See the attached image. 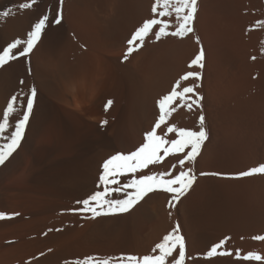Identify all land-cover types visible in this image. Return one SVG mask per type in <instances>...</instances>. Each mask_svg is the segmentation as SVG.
I'll use <instances>...</instances> for the list:
<instances>
[{"label": "bare ground", "instance_id": "1", "mask_svg": "<svg viewBox=\"0 0 264 264\" xmlns=\"http://www.w3.org/2000/svg\"><path fill=\"white\" fill-rule=\"evenodd\" d=\"M208 1V8L201 7L216 8V15L233 7L238 14L239 72L230 81L222 75L226 54L221 55V29L196 28L205 15L203 8L193 33L160 41L150 36L123 59L132 33L152 18L154 0H64L61 24L50 25L28 58L0 67V117L13 94L27 93L33 85L38 90L20 147L0 164V211L19 213L0 220V264L142 256L177 223L192 257L187 264H264L242 259L250 251L264 256V241L253 239L264 235V174L235 178L264 164V25L257 23L264 21V0L202 4ZM22 2L0 0V13H14L0 18V48L24 38L43 14L51 18L60 9L59 0H37L30 10H20ZM201 46L203 68H189ZM187 71L202 73L199 81L190 78L181 84L200 85L196 92L203 96L209 133L195 164L186 165L194 167L197 176L192 189L174 207H169L172 194L157 190L127 213L93 219L90 212H80L83 206L77 201L102 190L98 184L103 162L144 142L159 116L157 101ZM109 99L113 104L105 111ZM179 103L172 105L177 110L166 125L198 130L201 109L194 105L189 111ZM103 120L108 123L101 127ZM166 125L158 134L166 132ZM175 163L176 158L166 157L136 175L175 174ZM114 198H123V193ZM225 237L230 239L224 247L233 255L205 258Z\"/></svg>", "mask_w": 264, "mask_h": 264}, {"label": "snow or ice", "instance_id": "2", "mask_svg": "<svg viewBox=\"0 0 264 264\" xmlns=\"http://www.w3.org/2000/svg\"><path fill=\"white\" fill-rule=\"evenodd\" d=\"M63 2L64 0H59L60 9L51 18L48 14L39 17L31 25L24 38H16L0 48V67L9 64L10 61L30 56L38 43L42 41L50 25L53 23L61 24ZM36 4L37 0H25L19 4V9L30 10ZM151 12L152 18L144 20L128 39L124 60L140 50L150 36H154L156 41H160L169 36L184 38L189 33H193V23L198 12V0H154ZM12 14H14L13 10L9 9L0 13V18H7ZM173 16L175 22L172 20ZM257 23L264 25V21H257ZM196 42L200 43L198 36ZM203 59L204 50L201 46L199 53L191 60L188 67L196 66L202 69L204 66ZM201 75L202 73L199 71H187L181 75L172 86L171 91L157 101L159 116L152 129L144 134V142L135 151L127 154L117 152L103 162L98 184V187L103 186L102 190L94 191L87 198L77 201L83 206L79 209L80 212H90L93 219L101 215L127 213L145 196L157 190L171 193L172 199L169 201V207H174V202H179L181 197L192 189L197 176L194 167H186V165L195 164L209 133L200 103L203 96L196 92V88L200 85L182 86L181 82L188 81L190 78L199 81ZM23 83L24 81L21 80V84ZM37 95L38 90L33 85L27 93L23 91L15 93L8 100L2 117H0V138L5 141L0 145V164H4L5 160L20 147L25 128L34 110ZM177 100L180 102L178 107L183 106L191 111L195 105L201 109L198 118V130L177 127L175 124L166 125L172 113L177 110L172 107ZM112 104L113 101L109 99L104 105V110L107 111ZM13 117H16L14 124L11 122ZM107 123V120H103L101 127ZM162 125H166V132L160 135L157 130ZM168 134H173L174 138L169 137ZM166 157L176 158V163L172 165V169L176 170L175 174L172 170H168L136 175L137 172L149 169L150 166L160 165ZM256 174H264V164L240 172L236 174L235 178ZM200 175H209V173L201 172ZM212 175L218 174L212 173ZM126 176L129 179L122 182L121 178ZM120 193H123V198H114V194ZM18 215L19 213L8 214L5 211H0V220L10 219L12 216ZM229 239L230 237H225L213 244L204 253V257L233 255L231 250L224 247ZM253 239L264 241V235H256ZM235 255L237 259H241L240 250H236ZM191 259L192 257L187 254L186 238L181 233V226L177 223L155 244L149 254L142 256L129 254L103 258L87 256L73 261L72 264H187ZM242 259L244 261L264 262V256L254 251L243 255Z\"/></svg>", "mask_w": 264, "mask_h": 264}, {"label": "rangeland", "instance_id": "3", "mask_svg": "<svg viewBox=\"0 0 264 264\" xmlns=\"http://www.w3.org/2000/svg\"><path fill=\"white\" fill-rule=\"evenodd\" d=\"M202 1L203 0H201V4H202ZM204 1L207 2V0H204ZM198 2H199V0H198ZM201 4L199 3V5H198L199 7H198V13L196 15L197 16L196 18L198 19L199 18L198 16L202 17V14H203L201 12L202 10H205L206 12H205V15L203 14L204 17H202L203 19H201V21H200V18H199L198 21L200 23L197 22L198 25L196 26V28H197V30L199 28H200V30H203V29H201V25L203 26V28H205L207 25H209V26H211L210 28H213V29L215 28L217 31H219L221 29L219 31V33L221 32L220 35H221V38L223 39L222 40L223 43H222V46H221V55H223V54L225 55L226 54L225 56L223 55L224 56L223 57V62L225 61V64L223 63V66H224L223 68H225V69L223 70L222 75H223V77L226 80L230 81V80L236 78L238 76L237 73L239 72L238 71V68H239V52H238V49H239L238 48V38H239V23L238 22H239V20H238V14H237L235 8L233 7L232 9L228 8L227 10L218 11V14H219V12H223V13H220L219 15L218 14L216 15V13H217V11H216L217 9L216 8L213 7V9H211V6H210V8H209L210 11H209V9H204L203 7H201V6H204L206 8V6L208 4L210 5L209 1H208L207 4L206 3H203L204 5L203 4L201 5ZM201 8H203V9H201ZM207 8H208V6H207ZM200 9H201V11H200ZM218 10H220V9H218ZM207 13H208V16H207ZM217 17H218V19H217ZM196 18H195V21H197ZM215 19H216V21H215ZM209 21H210V23L216 22V24L214 23L215 26L212 27L214 24L213 25L208 24ZM220 21H221V23H220ZM206 22H208V23H206ZM217 24H218V26H217ZM207 28H208V26L206 27V29ZM206 29H204V30H206Z\"/></svg>", "mask_w": 264, "mask_h": 264}]
</instances>
